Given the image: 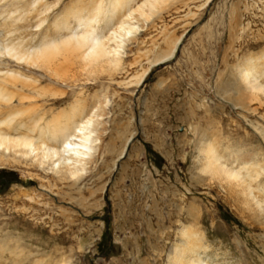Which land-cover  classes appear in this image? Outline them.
Segmentation results:
<instances>
[{"label":"rangeland","instance_id":"rangeland-1","mask_svg":"<svg viewBox=\"0 0 264 264\" xmlns=\"http://www.w3.org/2000/svg\"><path fill=\"white\" fill-rule=\"evenodd\" d=\"M109 3L0 0V39L37 46L64 19L77 30V11L87 18ZM136 38L112 69L80 52L61 51L48 69L0 61L1 72L37 86H9L14 101L0 107V119L19 112L25 124L57 121L79 99L85 112L104 106L100 158L76 181L24 160L0 163V264H172V246L193 256L183 225L197 234L194 257L206 264H264V214L204 173L198 150L211 141L228 166L255 176L264 209V96L245 92L239 69L257 66L264 93V0H168Z\"/></svg>","mask_w":264,"mask_h":264},{"label":"bare ground","instance_id":"bare-ground-1","mask_svg":"<svg viewBox=\"0 0 264 264\" xmlns=\"http://www.w3.org/2000/svg\"><path fill=\"white\" fill-rule=\"evenodd\" d=\"M109 1L110 3L107 8L98 5L95 8L94 14L87 18L80 17L83 12L80 11L81 13L79 14L77 11V15L79 16L76 15L74 17L78 28H76L77 30H71L69 22L64 19V21H61L64 26L57 24L55 26L57 27L55 35L53 37H48L47 35L42 36L41 42L37 46L30 47L29 45L27 47L26 45H21V40L15 41L11 39V37L10 42H5L0 39V61H6L9 64H14L16 67L23 66V64L26 63L28 66L31 65L41 69H48L50 68L48 64L51 63L55 56L61 51L63 54L66 52H80L81 59L89 64H93L97 67L105 66L107 69L117 68L121 63L122 56L124 55L123 53H125L128 43L137 39V33L141 31L143 25L157 14L168 0ZM77 9L79 10V8ZM77 9H75V11ZM80 9L82 10V8ZM68 14L65 13L64 15ZM103 16L105 18L104 26L101 31L98 32L100 27L98 30L97 26ZM18 19L20 20L21 18L18 17ZM18 19L13 20L14 24ZM8 21L9 20L5 18L2 21V26L4 25L5 27ZM42 22H44V20ZM62 28L63 30H68L66 31L68 33L64 35L61 34ZM5 37L7 36L5 35ZM175 45H177V43L174 44L165 55L161 56L156 63H162L166 59H169V56L174 53L173 50L176 47ZM62 53H60V55ZM77 59L79 60V58ZM54 62L55 61L52 63ZM246 66L239 68L241 82L246 90L248 89L245 92L250 91L251 94L257 96L255 98H259L258 94H262L263 97L264 93L261 92L263 89L256 83L257 66L254 64H251V66L249 65V67ZM29 69L31 70L33 68L29 67ZM148 70L147 72H149ZM5 71H0L1 108H4L5 104L11 105L14 101L7 90L9 86H12L14 89L19 87L17 90L27 89L28 92L37 87H34L33 83H30V81L27 82L26 79V81L21 79L19 76L21 74L15 71ZM145 75L146 72L144 73V77ZM48 76L50 80L53 79V76L51 77L50 74ZM250 93H248V95H250ZM42 94L43 93H41V95ZM103 108V102L97 101L85 112L86 106L83 104V101L79 99L77 103L70 106V111L63 119L59 118L57 121L45 122L41 120L42 117H40L37 121L34 120L35 122L33 124H25L20 120H15L19 112L8 113V116L0 119V163L8 162L9 159H13L14 163H20V160H24V162L27 161L29 165L50 172L60 180L76 181V179L83 174H86L90 164L100 158L102 139L99 130L103 120ZM201 142L198 148L202 161L201 170L204 173H210L223 178L226 183L234 185V187H236L234 189L236 190L238 188L240 193L245 197V204L247 203L250 206L253 205L260 213L264 214L262 203L254 193L255 188L250 184V181L255 179V176L246 178L244 176L246 172L242 170L243 166H228L226 161L216 153L215 147L211 141L205 140ZM258 189H260L259 186ZM254 207L252 208L254 209ZM181 233L188 238V247L186 246V250L184 249L185 252H190L193 256L186 259L187 254H185L184 251L172 246L169 253V259L172 260V264H206L199 257H194V253L196 255L200 248L197 234L190 233L187 225L181 227ZM189 236H194L195 238L190 241Z\"/></svg>","mask_w":264,"mask_h":264}]
</instances>
